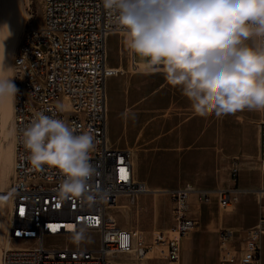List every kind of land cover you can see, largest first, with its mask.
I'll return each mask as SVG.
<instances>
[{
	"label": "built area",
	"instance_id": "obj_1",
	"mask_svg": "<svg viewBox=\"0 0 264 264\" xmlns=\"http://www.w3.org/2000/svg\"><path fill=\"white\" fill-rule=\"evenodd\" d=\"M51 1L57 0H44L42 24L24 32L14 58L19 91L14 102L13 208L8 231L11 246L2 249L0 264H119L116 256L144 259L156 247H162L166 264H182L183 239L199 224L194 211L210 202L212 195H217L221 209L228 210L247 191L237 186L238 159L233 163V187L207 189L187 183L162 191L173 201L175 223L171 229L153 231L148 240L140 230L123 228L112 208L122 197L135 204L140 196L154 192L137 179L134 150L113 147L107 135V81L122 72L108 64V39L124 33L103 8L102 0H72L69 8H60L58 2L55 18L47 19ZM58 105L63 106L62 112L57 111ZM38 111L55 113L78 132L92 130L95 148L90 163L95 174L87 181L88 192H101L103 200L89 203L84 197L61 199L57 189L63 175L48 166L40 170L31 167L22 133ZM259 161L264 170V120L259 125ZM263 195L258 194L261 212L253 226L242 231H219L218 264H264ZM45 218H57L60 231L45 226ZM21 222H28V231H21ZM31 224H38V231H31ZM85 225L87 232L98 235L97 247L70 243L72 231ZM27 236H34V245H27ZM48 238L64 241L47 245Z\"/></svg>",
	"mask_w": 264,
	"mask_h": 264
},
{
	"label": "clouds",
	"instance_id": "obj_2",
	"mask_svg": "<svg viewBox=\"0 0 264 264\" xmlns=\"http://www.w3.org/2000/svg\"><path fill=\"white\" fill-rule=\"evenodd\" d=\"M102 6L129 52L160 67L196 114L264 111V0H102ZM4 59L3 46L0 106L14 102L19 91ZM22 138L34 170L48 166L63 175L61 199L103 200L101 192H88L95 174L91 129L78 132L55 113L38 111ZM86 233V225L74 229L71 242H91Z\"/></svg>",
	"mask_w": 264,
	"mask_h": 264
},
{
	"label": "rangeland",
	"instance_id": "obj_3",
	"mask_svg": "<svg viewBox=\"0 0 264 264\" xmlns=\"http://www.w3.org/2000/svg\"><path fill=\"white\" fill-rule=\"evenodd\" d=\"M22 1L29 19H26L25 24L20 25L17 29L19 44L27 29L39 27L42 24L44 8V0ZM5 16L1 9L0 23L6 21ZM125 46L124 36L118 34L109 36L110 64L120 62V53ZM123 55L126 56V50ZM135 60L145 61L139 56H135ZM143 66L140 65V67ZM117 88L116 80L108 81L111 100L110 136L113 140L117 139L120 133L115 123L116 115L114 114ZM173 94V99L155 102L153 105L155 120L153 121V130L147 134V138H155L159 135L165 137L155 142H147V140L140 146L139 151L137 150L138 158L146 168L142 169L141 173L146 174V177L151 180V187L174 188L186 183L209 189L233 187L235 186L232 178L233 163L238 159L240 175L237 186H253V189L247 191L248 194H240L238 201L232 205L229 211L237 205L246 213V217H254L256 214V218H258L261 212L260 204L257 201L258 193L260 190L264 192V170H262L259 161V125L264 120V111L244 110L235 114H224L217 109L202 117L192 110L190 102L186 98L178 101L182 96L179 89L171 91L170 95ZM168 109L170 110L168 111ZM163 114L167 115L163 117L161 116ZM10 121L5 126V131H10L12 128V120ZM181 122H183L182 125H180ZM11 140L12 135L9 134L0 140V145L6 148ZM165 156L167 157L165 158ZM13 173L14 171L8 173L9 181L2 188L5 191H11ZM3 195L12 196L11 193H3ZM262 203L264 205V195ZM9 204L10 199H6L4 202L6 213L3 221L4 224L10 226ZM227 213V210L219 207L217 195H212L210 202L203 206L199 238L206 241L202 227L212 219L226 218ZM112 214L123 228L140 230L148 240L152 238L153 231H167L175 223L173 201L169 195L163 194V192H152L140 196L135 204H132L127 197H122L119 204L112 208ZM86 236L90 237L91 242L86 240L76 245L70 240V243L73 246L85 248L98 246L99 238L96 233L87 232ZM63 241L61 238H48L46 244L63 243ZM9 242L10 240H8V247L11 246ZM213 244V240L206 244L205 251L192 264H218V253L210 250ZM27 245L32 244L27 243ZM4 246L5 244L0 241V255ZM159 248L162 249V247ZM153 253L154 251L150 252L148 256H152ZM154 254L156 255V253ZM159 255L155 259H149L147 264H166V261L162 259L164 255L162 253ZM115 260L119 264H141L146 259H136L124 254L116 256ZM185 260L183 254L182 264L185 263Z\"/></svg>",
	"mask_w": 264,
	"mask_h": 264
},
{
	"label": "crops",
	"instance_id": "obj_4",
	"mask_svg": "<svg viewBox=\"0 0 264 264\" xmlns=\"http://www.w3.org/2000/svg\"><path fill=\"white\" fill-rule=\"evenodd\" d=\"M124 36V35H121ZM126 50V56L123 53ZM108 64L114 68H120L121 73L111 76L109 80H116L118 82V88L115 95V111L116 115V125L119 130V137L115 140L111 139V100L108 91V81H107V104H108V114H107V135L110 144L113 147L118 148H132L135 152V169L137 174V179L143 181L147 184L150 189H173L167 187H151L146 174L141 173L142 169H146L145 166L138 158L137 150L139 151L140 146L147 141H157L163 139L164 135H159L155 138H147V134L151 133L153 130L154 109L153 105L155 102H165L173 99L174 94L170 95L171 91L178 89L172 86L166 79L162 72V69L158 66H150L147 61H136L135 55L133 56L127 47L120 53V62L109 63L108 54ZM140 65H144L140 67ZM185 97L182 95L178 101H181ZM170 109H168L169 111ZM122 113H127L126 116H122ZM134 114V116H133ZM163 114L161 116H166ZM183 122L180 123L182 125ZM167 156H165L166 158ZM187 184V183H186ZM185 185V184H184ZM183 186V185H181ZM180 187V186H178ZM177 188V187H174ZM201 188V187H199ZM206 188V187H203ZM221 188V187H217ZM238 188L242 190L251 191L253 189L249 186H241ZM209 189V188H207ZM242 192L248 194V192ZM261 191V190H260ZM259 194V193H258ZM258 199V198H257ZM207 204V203H206ZM219 204V203H218ZM205 204L200 205L198 210H195L193 215L198 217L199 224L189 236L183 239V254L185 255L184 264H192L195 260L199 259L200 255L205 251V246L213 240L214 244L211 251H215L217 258H219V231L222 228H229L235 231H242L253 226L256 222V214L254 217H246V213L243 212L237 205L230 211L227 210L226 218H216L210 220L208 224L204 227V233L206 241L199 238V228L200 221L202 220V210ZM218 250V251H217Z\"/></svg>",
	"mask_w": 264,
	"mask_h": 264
},
{
	"label": "bare ground",
	"instance_id": "obj_5",
	"mask_svg": "<svg viewBox=\"0 0 264 264\" xmlns=\"http://www.w3.org/2000/svg\"><path fill=\"white\" fill-rule=\"evenodd\" d=\"M58 2H60V8H69L72 5V0H57L51 1L47 8V19H54L57 14ZM5 13L6 21L0 23V49L4 46V64L5 67L11 68L9 71L10 76H14V61L13 56L19 44V33L17 29L20 25H24L26 19H29L22 0H0V10ZM31 17V16H30ZM5 20V19H4ZM15 58V57H14ZM15 83V76L13 77ZM15 102V101H14ZM14 102L6 103L0 106V140L3 137L12 135L10 144L4 148L0 145V241L5 244L3 248H8V231L9 225L4 224L3 217L6 213L4 202L6 199H10L9 210L13 208L12 196H4L3 193H11V191H5L2 189L9 181L8 173L14 171L15 162V129H14ZM12 120V128L10 131H5V126ZM11 122V121H10ZM9 130L8 128H6ZM154 193H159L165 190L162 189H150ZM263 194V191H260ZM45 226H52L53 231H60V221L57 218H45ZM21 231H28V222H21ZM31 231H38V224H31ZM6 232V236H5ZM6 240H5V239ZM4 240V241H3ZM27 243L34 245V236H27ZM152 256L144 258L145 262L141 264H147L149 259H155L156 256H160V248L156 247ZM152 251V252H153ZM143 260V259H142Z\"/></svg>",
	"mask_w": 264,
	"mask_h": 264
},
{
	"label": "snow or ice",
	"instance_id": "obj_6",
	"mask_svg": "<svg viewBox=\"0 0 264 264\" xmlns=\"http://www.w3.org/2000/svg\"><path fill=\"white\" fill-rule=\"evenodd\" d=\"M23 212V209H21V213Z\"/></svg>",
	"mask_w": 264,
	"mask_h": 264
}]
</instances>
